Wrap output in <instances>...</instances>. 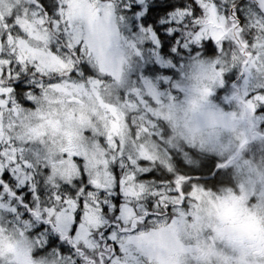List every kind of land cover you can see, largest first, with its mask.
<instances>
[{"label": "snow or ice", "instance_id": "obj_1", "mask_svg": "<svg viewBox=\"0 0 264 264\" xmlns=\"http://www.w3.org/2000/svg\"><path fill=\"white\" fill-rule=\"evenodd\" d=\"M194 64L264 142V0H0V264H161L152 226L232 183L162 117Z\"/></svg>", "mask_w": 264, "mask_h": 264}, {"label": "rangeland", "instance_id": "obj_2", "mask_svg": "<svg viewBox=\"0 0 264 264\" xmlns=\"http://www.w3.org/2000/svg\"><path fill=\"white\" fill-rule=\"evenodd\" d=\"M241 63L242 55L238 54L230 66L240 71ZM249 71L256 74L254 67H250ZM177 81L180 93L175 99L169 98L166 101L174 106L173 110L169 113L165 108L162 112L172 143L177 146L187 145L196 151L216 154L225 159L232 157L240 142L246 139V126L240 121V104L234 100L222 103L213 98L212 92L218 79L214 78L208 67H201L199 64L186 66ZM193 81L200 88L208 89L207 105L219 114V121H193L184 111L185 97L189 95ZM230 164L231 184L222 186L211 195L198 191L192 207L186 212L182 210L187 221L185 229L166 231L170 224L167 217L152 226L158 233L157 240L162 250L159 253L161 264H264V239L255 240L256 248L249 249L258 251L260 254L257 255L245 250L242 238L220 236L211 223L203 222L204 205L221 196L230 197L242 211L250 215L264 214V146L252 151L246 150L245 154L231 160ZM0 247L5 253H15L14 245L6 239L0 241Z\"/></svg>", "mask_w": 264, "mask_h": 264}, {"label": "clouds", "instance_id": "obj_3", "mask_svg": "<svg viewBox=\"0 0 264 264\" xmlns=\"http://www.w3.org/2000/svg\"><path fill=\"white\" fill-rule=\"evenodd\" d=\"M184 111L193 121L202 123L221 119L219 114L208 107L206 97L202 98L200 86L196 81L191 84ZM202 217L203 222L211 223L220 236L245 240L251 237L257 241L264 239V214L250 215L242 211L241 207L228 196H221L211 203H206Z\"/></svg>", "mask_w": 264, "mask_h": 264}, {"label": "flooded vegetation", "instance_id": "obj_4", "mask_svg": "<svg viewBox=\"0 0 264 264\" xmlns=\"http://www.w3.org/2000/svg\"><path fill=\"white\" fill-rule=\"evenodd\" d=\"M244 68H240V71L243 70ZM245 138L244 140H242L243 142H246L245 144H248V149L249 150H254V148L259 147V146H264V142H261L259 139H254L251 141L250 138L251 136H249L246 132H244ZM243 239V238H242ZM256 239H253L251 237H249L247 240L243 239V244L246 246L245 250H249V249H255L256 248ZM236 248H238L237 246H235ZM254 252L255 254H259L258 251H253V250H249Z\"/></svg>", "mask_w": 264, "mask_h": 264}, {"label": "trees", "instance_id": "obj_5", "mask_svg": "<svg viewBox=\"0 0 264 264\" xmlns=\"http://www.w3.org/2000/svg\"><path fill=\"white\" fill-rule=\"evenodd\" d=\"M236 103H237V102H236ZM241 154H242V153H241ZM241 154H240V155H241ZM244 154H245V153H244ZM238 157H239V155H238ZM235 158H237V157H234V159H235Z\"/></svg>", "mask_w": 264, "mask_h": 264}]
</instances>
